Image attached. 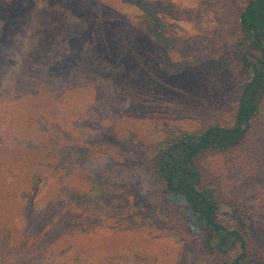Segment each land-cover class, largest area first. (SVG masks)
<instances>
[{"label":"rangeland","instance_id":"obj_1","mask_svg":"<svg viewBox=\"0 0 264 264\" xmlns=\"http://www.w3.org/2000/svg\"><path fill=\"white\" fill-rule=\"evenodd\" d=\"M21 1L0 0V264L81 247L84 264H202L139 166L165 127L231 119L246 0H28L5 27ZM259 120L245 154L264 186Z\"/></svg>","mask_w":264,"mask_h":264},{"label":"trees","instance_id":"obj_2","mask_svg":"<svg viewBox=\"0 0 264 264\" xmlns=\"http://www.w3.org/2000/svg\"><path fill=\"white\" fill-rule=\"evenodd\" d=\"M27 1H21L17 16L5 27L18 26L29 10ZM237 30L231 51L239 61V93L231 119L216 115L193 130L165 127L139 166L144 189L153 193L164 222L188 240L202 264H264V186L256 181L254 161L245 154L258 118L264 134V0H246ZM102 31L106 62L112 47L107 30ZM26 233L21 237L25 243ZM21 252L28 254L25 248ZM88 253L81 247L70 258L50 250L45 264H84ZM134 255L133 264L148 259Z\"/></svg>","mask_w":264,"mask_h":264}]
</instances>
